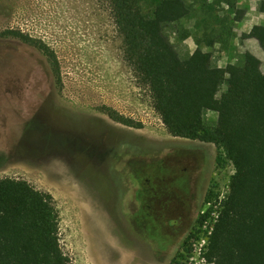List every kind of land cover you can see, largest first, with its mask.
<instances>
[{
	"label": "rangeland",
	"instance_id": "obj_1",
	"mask_svg": "<svg viewBox=\"0 0 264 264\" xmlns=\"http://www.w3.org/2000/svg\"><path fill=\"white\" fill-rule=\"evenodd\" d=\"M160 1L140 0L143 13ZM180 1L190 16L165 29L180 58L171 64L181 66L196 41L212 62L225 49L241 64L236 11H257L262 0H230L233 9L229 0ZM6 30L54 50L62 88L37 50L0 38V179L53 197L70 264H184L208 241L228 194L234 170L221 150L166 132L124 60L106 0H0ZM206 39L216 44L206 48ZM104 108L142 128L111 121ZM219 119L205 115L209 125Z\"/></svg>",
	"mask_w": 264,
	"mask_h": 264
},
{
	"label": "trees",
	"instance_id": "obj_2",
	"mask_svg": "<svg viewBox=\"0 0 264 264\" xmlns=\"http://www.w3.org/2000/svg\"><path fill=\"white\" fill-rule=\"evenodd\" d=\"M122 40L124 60L148 87L153 109L174 138L210 144L232 165L228 194L208 239V264H264V72L248 52L241 64L215 65L196 41V49L180 59L165 29L190 16L180 0H162L146 16L140 0H106ZM230 8L234 3L227 1ZM257 11L264 14V0ZM240 22L244 11H236ZM37 50L46 60L55 85L62 88L60 65L53 49L19 30H6ZM243 39H254L264 53V26ZM205 47L216 41L206 39ZM111 121L141 129V123L100 109ZM208 111L220 115L209 125ZM59 215L53 197L24 180L0 179V264H70L59 243ZM173 259L170 264H174Z\"/></svg>",
	"mask_w": 264,
	"mask_h": 264
},
{
	"label": "crops",
	"instance_id": "obj_3",
	"mask_svg": "<svg viewBox=\"0 0 264 264\" xmlns=\"http://www.w3.org/2000/svg\"><path fill=\"white\" fill-rule=\"evenodd\" d=\"M251 0H245L244 2L247 3ZM260 0H253L252 5L256 4ZM251 5V7H252ZM253 10L257 13V16H255L252 12ZM251 16V20H246L247 17ZM255 26H264V14H260L258 11H256L255 8H251V11L248 12L246 10L245 18L241 20L240 22L237 23V28L234 31H238L240 34L243 35H248L251 31V29ZM241 42L243 43L242 46L245 50V52L250 53L253 55L255 58H257L260 62L261 65L264 63V53L260 49L258 43L254 39H243L241 37ZM228 51L225 49H222L218 53V57L214 59L215 61L213 62L215 65H217L219 68H225L228 64H234L233 63V57L229 54Z\"/></svg>",
	"mask_w": 264,
	"mask_h": 264
},
{
	"label": "built area",
	"instance_id": "obj_4",
	"mask_svg": "<svg viewBox=\"0 0 264 264\" xmlns=\"http://www.w3.org/2000/svg\"><path fill=\"white\" fill-rule=\"evenodd\" d=\"M212 230H213V228H212ZM211 232L209 233L210 235H211ZM207 246H208V241L207 242H203L202 245L200 246V249H196V247L193 245V248L194 249H192V251H191L192 253L190 252V254L192 255V257H189L187 259V261L184 262V264H192V262H194V263H197V262L204 263L206 261L204 255H205V253L207 251ZM196 255H197V258H196Z\"/></svg>",
	"mask_w": 264,
	"mask_h": 264
}]
</instances>
